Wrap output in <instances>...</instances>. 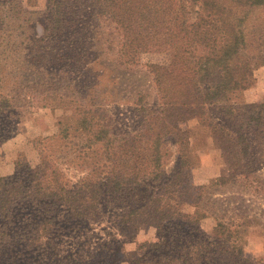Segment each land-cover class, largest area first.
Returning <instances> with one entry per match:
<instances>
[{"label": "trees", "instance_id": "obj_1", "mask_svg": "<svg viewBox=\"0 0 264 264\" xmlns=\"http://www.w3.org/2000/svg\"><path fill=\"white\" fill-rule=\"evenodd\" d=\"M262 10L264 0H48L41 34L30 37L20 0H0V147L21 123L14 95L35 94L41 70L79 74L100 62L89 53H96L104 22L118 31L125 67L139 64L146 46L172 48L169 64L147 65L161 109L151 110L140 132L113 134L105 112L91 103L86 119L68 117L44 143L42 156L84 174L78 181L58 168L49 178L29 168L0 176V264H106L117 239L84 256L64 253L57 231L83 232L110 208L122 212L125 233L133 226L157 231L156 240L138 243L132 264H262L245 256L242 217L238 224L215 218L208 232L209 215L184 212L179 199L194 165L186 123L196 120L210 131L230 168L221 180L253 161L255 135L264 133V100L247 104L241 96L250 87L248 26ZM85 82L79 80L78 91ZM56 142L66 146L53 156ZM172 147L177 155L169 168Z\"/></svg>", "mask_w": 264, "mask_h": 264}, {"label": "rangeland", "instance_id": "obj_2", "mask_svg": "<svg viewBox=\"0 0 264 264\" xmlns=\"http://www.w3.org/2000/svg\"><path fill=\"white\" fill-rule=\"evenodd\" d=\"M20 2L24 17L31 21L27 35L39 37L46 23L48 0ZM100 28L101 35L95 41L96 53L93 49L89 55L92 57L90 59L101 60L92 69L65 75L56 68L48 76L41 70L36 79L38 85L35 86V94L30 97L24 95V92V96L14 95V102L20 107L16 117L21 118V123L15 136L0 147V176H12L18 169L29 168L28 170L41 177L49 178L58 168L63 171L66 179L75 183L84 174L60 165L56 160L46 158L47 162L40 153L46 145L44 143L58 133L60 122L68 117L86 119L92 103L105 112L113 134L131 137L145 127L146 117L151 110L161 109L147 65L169 64L172 48L146 46L140 55V63L125 67L118 54L120 37L115 25L104 22ZM248 41L246 58L250 87L241 97L242 102L247 104H260L264 100V10L253 15L248 26ZM62 76H65L64 79ZM13 77L10 87H13ZM80 79L86 81V87L78 91L76 86ZM94 94L96 101L93 100ZM62 96L78 99L82 106H71L70 100L63 99ZM181 99L192 101L184 96ZM29 102L32 103L31 106H27ZM215 114L214 112L213 117ZM238 124L240 125L239 121ZM184 127L193 132L191 146L194 165L179 197L183 211L190 214L196 211L207 213L208 232H212L211 228L217 224V219L225 222L232 220L238 224V217H242V223L248 225L242 228L240 236L245 256L264 264V133L258 132L255 135L253 161L240 170L235 178L226 181L221 178L230 177V168L210 131L196 120L186 123ZM65 146L62 142L53 143L49 154L54 156L53 150L59 148V151H63ZM172 151L169 168L173 166L177 155L175 147H172ZM120 215V210L107 209L83 232L62 226L57 231V235L64 241L60 248L64 253L87 256L97 243L114 238L119 243L106 264H132L138 256V243L156 240L157 231L148 227L136 231V226H133L130 232L125 233L120 227Z\"/></svg>", "mask_w": 264, "mask_h": 264}]
</instances>
